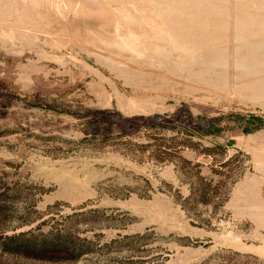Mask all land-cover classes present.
I'll return each mask as SVG.
<instances>
[{"label":"rangeland","instance_id":"obj_1","mask_svg":"<svg viewBox=\"0 0 264 264\" xmlns=\"http://www.w3.org/2000/svg\"><path fill=\"white\" fill-rule=\"evenodd\" d=\"M0 264H264V0H0Z\"/></svg>","mask_w":264,"mask_h":264},{"label":"trees","instance_id":"obj_2","mask_svg":"<svg viewBox=\"0 0 264 264\" xmlns=\"http://www.w3.org/2000/svg\"><path fill=\"white\" fill-rule=\"evenodd\" d=\"M152 119V120H151ZM148 119L141 116H134V117H120V124L119 128L121 129L122 133L130 132L140 126L148 125L151 127H158L164 125V120H159V118L155 119L154 117ZM155 119V120H154ZM167 121H170L166 119ZM171 126L173 123H168ZM174 127V126H172ZM11 240V239H10ZM10 244H4V249H8L11 251H19V250H26L31 249L36 252L39 251H52V250H60V251H67L73 253V246L67 240L60 238L59 236H51L50 239L43 240L39 246H35L34 243L31 241L29 242H14L15 246H9Z\"/></svg>","mask_w":264,"mask_h":264}]
</instances>
